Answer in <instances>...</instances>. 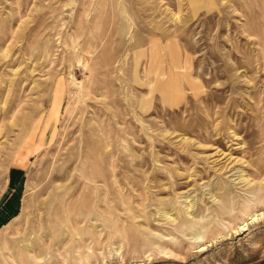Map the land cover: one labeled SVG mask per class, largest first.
Listing matches in <instances>:
<instances>
[{
	"label": "rangeland",
	"instance_id": "obj_1",
	"mask_svg": "<svg viewBox=\"0 0 264 264\" xmlns=\"http://www.w3.org/2000/svg\"><path fill=\"white\" fill-rule=\"evenodd\" d=\"M0 264H264V0H0Z\"/></svg>",
	"mask_w": 264,
	"mask_h": 264
},
{
	"label": "crops",
	"instance_id": "obj_2",
	"mask_svg": "<svg viewBox=\"0 0 264 264\" xmlns=\"http://www.w3.org/2000/svg\"><path fill=\"white\" fill-rule=\"evenodd\" d=\"M14 166H15V167H14L15 170H16L18 173H21V172H22L23 169H22V166H21V165L15 163Z\"/></svg>",
	"mask_w": 264,
	"mask_h": 264
}]
</instances>
